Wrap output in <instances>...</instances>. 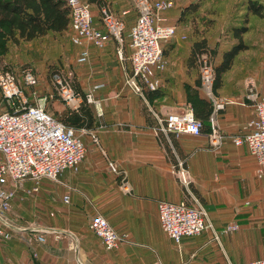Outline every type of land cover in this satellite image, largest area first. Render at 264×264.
Instances as JSON below:
<instances>
[{
    "label": "crops",
    "instance_id": "crops-1",
    "mask_svg": "<svg viewBox=\"0 0 264 264\" xmlns=\"http://www.w3.org/2000/svg\"><path fill=\"white\" fill-rule=\"evenodd\" d=\"M106 3L125 25L123 60L113 38L98 48L88 41L74 45L70 27L64 34L73 56L71 82L82 95L79 107L89 93L96 102L85 101L95 123L94 129L84 130L96 135L98 144L89 135L82 136L85 157L77 171L63 172L56 182L54 217H39L29 229L15 228L10 239L0 242V264H246L264 260V177H257L258 164L247 146L234 144V138L246 134L254 119L248 87L264 95V18L249 17L243 36L248 48L235 56L231 68L222 75L216 96L226 104L215 116L222 139L213 147L207 134L163 133L158 120L169 113L192 111L186 87L197 89L201 98L209 100L198 87L195 44L205 39L209 48L218 51L213 60L218 64L221 51L231 45L223 37L222 26L215 22L201 25L196 17L201 10L188 12V5L165 10V24L175 28V35L163 43L164 66L156 74L157 88H143L138 94L126 82L132 75L128 34L137 14L132 0ZM90 8L93 26L106 33L99 7ZM34 43L11 45L3 65L17 71L23 64L51 57L28 53L25 49ZM82 51L88 53V59L78 64L76 58ZM7 110L0 95V113ZM180 162L187 185L179 180ZM109 163L116 166V173ZM31 185L27 183L26 188ZM39 191L41 199L48 198L46 183L40 184ZM64 195L69 196L67 204ZM20 197L13 206L21 202L31 206L29 199ZM194 200L205 208L217 239L205 231L176 244L161 228L157 205L161 201L191 204ZM96 214L123 237L116 250H105L90 230ZM231 224H237L238 230L224 233ZM40 236L43 241L37 240Z\"/></svg>",
    "mask_w": 264,
    "mask_h": 264
},
{
    "label": "built area",
    "instance_id": "built-area-1",
    "mask_svg": "<svg viewBox=\"0 0 264 264\" xmlns=\"http://www.w3.org/2000/svg\"><path fill=\"white\" fill-rule=\"evenodd\" d=\"M70 8L71 42L82 45L91 42L102 48L110 38L118 44L117 55L123 60L122 47L125 25L117 17L109 5L99 8V19L106 33L97 30L90 5L81 0H65ZM169 0H132V7L137 14L135 23L130 28L129 39L132 53L128 60L132 75L127 78V85L136 93L141 94L143 88L155 90L158 86L157 72L163 69V43L175 35V28L165 24L162 13L171 8ZM123 15L127 14L123 11ZM88 53L82 51L76 58V63L84 64ZM199 75L201 88L213 106L209 117L210 133L207 134L211 145L216 147L221 142V135L215 126V116L225 107V101L214 95L212 85L215 79L212 58L204 54L199 58ZM72 74L63 69L52 70L50 85L53 93L45 94L36 104H31L32 98L28 90L34 89L39 78L31 68L21 73L19 82L11 70H0V95L9 110L0 113V221L4 223L1 214L8 211L19 189H24L25 183H31L25 189L26 194L39 191L43 179L57 182L65 171H77L86 153L82 136L89 135L94 144H98L96 135L84 129L77 131L68 128L61 121L51 116L45 110L48 100L59 99L71 110L79 108L82 95L72 85ZM140 82L142 85H138ZM37 96L35 92L33 96ZM36 98V97H33ZM88 104H95L93 95L86 94ZM247 98L254 108V119L248 123L247 132L234 138L236 146L246 145L250 155L258 164L257 177H264V95L259 94L253 86L247 89ZM161 131L166 134H186L201 136L202 124L190 110L182 113H169L158 120ZM179 166V180L187 185L186 172L182 162ZM110 169L116 173V166L109 163ZM63 202H69V196L64 195ZM159 222L162 230L176 244L185 237H194L202 232L211 231L214 239L217 235L209 221L205 208L196 200L191 204L184 202L158 203ZM7 229L0 228V238L8 240L14 228L5 223ZM90 230L100 239L105 250H116L123 237L101 215L96 214L90 221ZM238 230L237 224L228 225L224 233ZM44 232V231H42ZM38 241L43 238L37 237ZM246 264H264V260H255Z\"/></svg>",
    "mask_w": 264,
    "mask_h": 264
},
{
    "label": "trees",
    "instance_id": "trees-1",
    "mask_svg": "<svg viewBox=\"0 0 264 264\" xmlns=\"http://www.w3.org/2000/svg\"><path fill=\"white\" fill-rule=\"evenodd\" d=\"M81 1L99 8L107 5V0ZM245 6L242 23L233 26L224 33L229 34L231 40L224 38L230 41L231 45L228 49L221 51V60L218 64L213 63L218 51L209 48L205 39L195 44L198 60L204 54L212 58L215 75L212 85L214 95H217V89L222 84V75L231 68L235 56L248 48L244 43L243 36L248 31L249 17L264 18V6L257 0H247ZM197 8L194 5H189L185 10L190 12ZM132 10L134 11L133 7ZM69 27L70 8L65 0H0V70L13 71L9 65H3V58L9 53L11 45L19 46L21 43L33 42L49 36L64 35L68 32ZM52 68V70H56L62 67L54 65ZM199 83L198 87L201 86V81ZM186 95L187 103L190 105L195 118L202 124L201 132L209 134L208 120L213 111L212 103L201 98L195 88L186 87ZM85 101L77 110L66 108L60 113L59 119L64 126L75 130L94 129L95 117Z\"/></svg>",
    "mask_w": 264,
    "mask_h": 264
},
{
    "label": "rangeland",
    "instance_id": "rangeland-1",
    "mask_svg": "<svg viewBox=\"0 0 264 264\" xmlns=\"http://www.w3.org/2000/svg\"><path fill=\"white\" fill-rule=\"evenodd\" d=\"M174 6L182 5H194L201 10V14L196 16L201 25L210 24V23H219L226 33L230 28L235 25L242 23V18L245 14L246 2L247 0H170ZM264 6V0H257ZM264 19H262V22ZM223 37L229 38V34H224ZM230 39V38H229ZM67 37L65 35L60 36H50L47 41L44 43H39V40L32 45H28L25 49L28 53L32 54H50L51 57L45 59L44 57L41 60L35 63L23 64L20 69L14 71L18 81H21V73L25 69H33L39 78V82L34 89L28 90V93L32 95V98H29L32 102L31 104H36L39 98L45 95L47 92L53 93L52 87L50 85V74L52 67L54 65H60L65 71L70 72L72 70V53L69 52V45L67 42ZM231 40V39H230ZM24 50V51H25ZM26 54V52H25ZM37 96H33V93ZM36 97V98H33ZM39 97V98H38ZM51 101V102H50ZM69 109L67 106L53 97L52 100H48L45 105V110L51 116L60 121V113L64 109ZM70 110V109H69ZM42 183L48 185V194L47 199L40 198V191L34 194H26V184H24V189H19L13 199H17L18 195L21 194L22 198L29 199L31 201V206L29 207L27 203L12 205L8 211L1 214L4 223L0 221V228L7 229L5 223L11 225L14 229H29L32 225L37 224L34 220H38L39 217H54L55 206H56V196L55 188L57 183L43 179ZM18 194V195H17ZM20 197V200L22 199ZM45 200V201H44ZM12 201V202H13ZM13 229L11 233H13ZM7 241L0 238V242ZM209 258L213 261V257L209 255ZM214 262V261H213ZM214 264H216L214 262ZM217 264H220L217 262Z\"/></svg>",
    "mask_w": 264,
    "mask_h": 264
}]
</instances>
